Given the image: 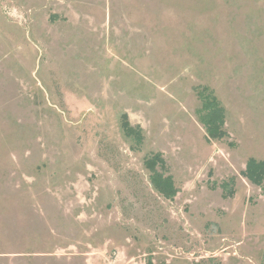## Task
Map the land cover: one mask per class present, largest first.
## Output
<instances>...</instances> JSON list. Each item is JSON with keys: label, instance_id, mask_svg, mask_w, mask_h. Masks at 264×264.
Masks as SVG:
<instances>
[{"label": "rangeland", "instance_id": "374dc122", "mask_svg": "<svg viewBox=\"0 0 264 264\" xmlns=\"http://www.w3.org/2000/svg\"><path fill=\"white\" fill-rule=\"evenodd\" d=\"M205 87L220 141L198 121ZM156 153L172 200L144 167ZM251 158L264 0H0V264H264Z\"/></svg>", "mask_w": 264, "mask_h": 264}, {"label": "trees", "instance_id": "16d2710c", "mask_svg": "<svg viewBox=\"0 0 264 264\" xmlns=\"http://www.w3.org/2000/svg\"><path fill=\"white\" fill-rule=\"evenodd\" d=\"M200 99V108L197 111L198 121L203 126L206 133L207 141H220L227 137L224 128V109L214 96L213 92L206 87L198 91ZM121 128L124 135L130 138L136 144L142 142L140 129L130 126L127 115H122ZM144 167L149 172V181L152 188L166 200H172L178 190L174 185L170 175H165L163 172L165 164L162 155L156 153L144 161ZM160 168V171L159 169ZM243 176L252 184L262 186L264 181V161H258L251 158L247 161ZM227 184L223 185L227 189ZM229 196H232V189H228Z\"/></svg>", "mask_w": 264, "mask_h": 264}]
</instances>
